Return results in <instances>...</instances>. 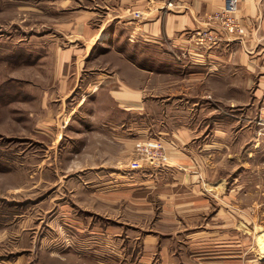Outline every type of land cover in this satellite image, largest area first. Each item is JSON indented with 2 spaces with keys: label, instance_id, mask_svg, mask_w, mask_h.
<instances>
[{
  "label": "rangeland",
  "instance_id": "1",
  "mask_svg": "<svg viewBox=\"0 0 264 264\" xmlns=\"http://www.w3.org/2000/svg\"><path fill=\"white\" fill-rule=\"evenodd\" d=\"M191 1L0 0V264H264L258 76L213 71L209 28L150 61L116 38ZM235 14L209 17L231 34ZM98 72L116 82L83 91ZM120 79L134 107L110 99Z\"/></svg>",
  "mask_w": 264,
  "mask_h": 264
},
{
  "label": "crops",
  "instance_id": "2",
  "mask_svg": "<svg viewBox=\"0 0 264 264\" xmlns=\"http://www.w3.org/2000/svg\"><path fill=\"white\" fill-rule=\"evenodd\" d=\"M179 4V9H170V12L165 11L166 15L163 18L158 15L154 23H148L147 21L149 20L145 21L140 31L132 32L129 30V24H123L119 28L116 38L119 39L120 43H132L134 41L133 38H136V41L143 48L142 52H139V56L150 61L151 56L150 52L147 51L148 46L152 45V43L161 44L162 40H164L163 37H172L179 34L181 38L185 31L193 28L212 29L220 37L222 36L221 41H224L218 47L219 49H213L210 55V58L218 61L217 65L213 66V71L221 70V73H225L231 66L238 67L242 74L258 76L256 79L257 85L264 90V0H192L190 4ZM221 10H230L236 13L238 25L236 32L228 34L222 30L216 20H210V15ZM82 32H84L85 39H82V44L85 43L86 38L91 39L93 35L96 37L97 34L96 30L91 32L90 28L82 30ZM182 41L181 39L180 44H183ZM90 43V51L82 57L84 61L90 59L94 53L92 51L98 47L97 38L91 40ZM116 53L125 62L135 65L133 61L128 60L134 59L136 52L119 50ZM140 68L144 72H150L151 70L149 66H141ZM97 74L90 76L91 79L88 83L82 85V87L85 86L82 88L83 91L88 88L94 89L97 85L109 86L116 82L114 75L99 72ZM85 77L82 78V84L85 82L84 80H88ZM119 83L122 86L111 90L116 95H109L110 99L126 108L134 107L136 104V88H132V83L129 81L124 82L120 79ZM87 86L88 88H86ZM95 96L97 97L98 94H95Z\"/></svg>",
  "mask_w": 264,
  "mask_h": 264
},
{
  "label": "bare ground",
  "instance_id": "3",
  "mask_svg": "<svg viewBox=\"0 0 264 264\" xmlns=\"http://www.w3.org/2000/svg\"><path fill=\"white\" fill-rule=\"evenodd\" d=\"M101 37H107V34H103L101 35ZM256 239L258 245V253L261 255V257H264V232L258 233Z\"/></svg>",
  "mask_w": 264,
  "mask_h": 264
},
{
  "label": "built area",
  "instance_id": "4",
  "mask_svg": "<svg viewBox=\"0 0 264 264\" xmlns=\"http://www.w3.org/2000/svg\"><path fill=\"white\" fill-rule=\"evenodd\" d=\"M224 15H226V14H221V16H219V17L224 18V21H222V22H223L222 24L224 25V27H226V29H227L228 31H233V30H234V27H235V24H234L233 20L227 18V15H226V16H224ZM210 37H211L212 39L215 38V36H213V35H212V36L210 35ZM214 40H215V39H214Z\"/></svg>",
  "mask_w": 264,
  "mask_h": 264
}]
</instances>
